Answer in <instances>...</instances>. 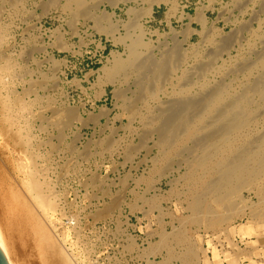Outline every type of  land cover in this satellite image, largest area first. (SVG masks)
<instances>
[{"label":"bare ground","instance_id":"6f19581e","mask_svg":"<svg viewBox=\"0 0 264 264\" xmlns=\"http://www.w3.org/2000/svg\"><path fill=\"white\" fill-rule=\"evenodd\" d=\"M105 1L114 10L121 3L135 0H51L45 10L49 13L62 7L72 15L75 29L78 22H83L76 29L77 34L93 27L125 46L124 53L114 52L109 63L100 69L99 83L103 89L114 85L116 108L150 128L144 129L141 143L127 151L131 162L143 150H147L146 159L156 152L152 177L147 181L149 187L158 177L169 171L172 174L175 161L179 164L181 172L173 184L185 215L173 233L162 232L160 242L143 256L166 251L163 262L148 264H200L204 259L200 245L204 231L212 233L205 238L210 243L236 235L249 242L242 249L235 239L231 240L235 250L227 256L231 264H246V259L247 264H261L263 260L258 256L262 254L259 249H264V19L258 29L248 21H240L235 30L223 35L209 25L204 14H198L196 21L202 31L191 25L183 31L172 28L162 47L155 46L153 38H146L149 32L138 21L127 24L116 19L115 11L103 8ZM145 1L148 6L140 14L151 17L154 5L163 0ZM129 13H136V9L130 8ZM122 26L127 28L126 34L122 33ZM241 30L249 33L245 40L240 38ZM55 32V47L66 49L63 35ZM195 32L203 36V41L189 45ZM206 39L214 45L209 51L201 46ZM261 39L262 48L258 45ZM6 43V29L0 26V151L13 156L17 174L24 175L27 182L22 184L16 179L17 184L3 187L0 192V202H4L3 208L0 206V247L10 264H23L29 238L57 247L58 241L47 224L58 210L49 176L57 173L64 131L83 118L66 107L49 122L43 112H32L36 105L44 108L41 102L47 97L38 94L30 100L35 87L25 88L24 92L17 90L16 78L22 76H17L12 57L4 54ZM50 60L55 67L63 63L55 57ZM50 100L45 108L51 106ZM100 112L108 114L112 109L102 108ZM44 130H54L49 142L41 138ZM107 146L113 148L111 143ZM65 148L72 152L69 145ZM158 203L154 199L152 207ZM121 206L122 202L116 199L98 218L112 217ZM238 221L240 225H236ZM59 252L67 261L60 246ZM218 255L215 263L223 264ZM205 264H210L207 258Z\"/></svg>","mask_w":264,"mask_h":264},{"label":"rangeland","instance_id":"374dc122","mask_svg":"<svg viewBox=\"0 0 264 264\" xmlns=\"http://www.w3.org/2000/svg\"><path fill=\"white\" fill-rule=\"evenodd\" d=\"M50 1L0 0V26L7 34L4 54L12 57L17 76H22V79L16 78V88L24 92L25 88L35 87L30 100H35L38 94L47 97L41 102L44 108L36 105L32 112H43L49 122L66 107L83 118L64 131L65 142L57 160L58 170L49 176L53 184L52 198L56 200L58 210L47 224L58 241L57 247L51 248L29 238L23 264L161 263L166 251L150 256L143 254L160 242L162 232L173 233L185 215L173 184L181 172L179 164L175 161L171 165L173 173L169 174V171L158 177L149 187L147 181L152 177V159L156 152L146 159L148 153L143 150L136 161L127 160L128 149L138 146L144 129L150 128L139 119L132 121L128 112L116 108L114 85L108 84L103 89L99 83L100 69L109 63L114 52L124 53L125 46L104 33H98L92 27L93 23H90L92 28H83L81 34H77L76 29L79 30L83 22H78L75 29L72 15L62 7L46 13L45 6ZM59 1L65 3L67 0ZM147 6L145 0H135L121 3L113 10L105 1L103 8L115 11L116 19L123 23L138 21L149 32L146 38H153L155 46L162 47L172 28L183 31L191 25L202 31V25L196 21L198 14H204L209 25L223 35L235 30L240 21H248L258 29L264 19V1L163 0L154 5L151 17L140 14ZM132 7L136 13H129ZM56 30L68 45L64 50L55 47ZM127 31L122 26V33ZM248 35L247 30H241V40ZM201 41L203 36L195 32L190 36L189 45H199ZM261 43L262 39L258 42L260 48L263 47ZM201 46L205 51L214 48L207 39ZM52 57L63 63L55 67L50 60ZM49 99L51 106L45 108ZM102 108L112 109V112L101 114ZM140 114L145 116L147 112ZM53 131L44 130L41 133L43 141L49 142ZM108 143L113 148H108ZM68 145L72 152L65 148ZM12 158L4 150L0 151L1 193L3 187L15 185L16 179L22 184L27 182L24 175L17 174ZM116 199L122 202L120 209L112 217L98 218V214ZM154 199L159 200L156 207H152ZM3 205L2 200L0 206L3 208ZM240 224L241 221L236 223ZM209 235L212 233L201 231L204 259L200 264H205L206 258L210 264H216V253L223 264H231L227 257L235 251L231 240L235 239L242 249L249 245L239 235L216 238L210 243L205 239ZM59 246L68 256L67 261L59 252ZM259 250L262 254L258 259L264 264V249ZM245 261L247 264L248 260Z\"/></svg>","mask_w":264,"mask_h":264},{"label":"water","instance_id":"95a60500","mask_svg":"<svg viewBox=\"0 0 264 264\" xmlns=\"http://www.w3.org/2000/svg\"><path fill=\"white\" fill-rule=\"evenodd\" d=\"M0 264H10L6 257V254L4 253L1 247H0Z\"/></svg>","mask_w":264,"mask_h":264}]
</instances>
